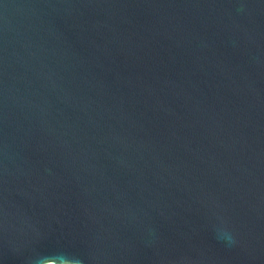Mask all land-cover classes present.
I'll return each instance as SVG.
<instances>
[{
  "label": "water",
  "instance_id": "95a60500",
  "mask_svg": "<svg viewBox=\"0 0 264 264\" xmlns=\"http://www.w3.org/2000/svg\"><path fill=\"white\" fill-rule=\"evenodd\" d=\"M264 264V0H0V264Z\"/></svg>",
  "mask_w": 264,
  "mask_h": 264
},
{
  "label": "clouds",
  "instance_id": "9594fccd",
  "mask_svg": "<svg viewBox=\"0 0 264 264\" xmlns=\"http://www.w3.org/2000/svg\"><path fill=\"white\" fill-rule=\"evenodd\" d=\"M60 258H62L64 261H67V264H70V262L67 259H65L63 257H60ZM49 264H51V262H49Z\"/></svg>",
  "mask_w": 264,
  "mask_h": 264
}]
</instances>
